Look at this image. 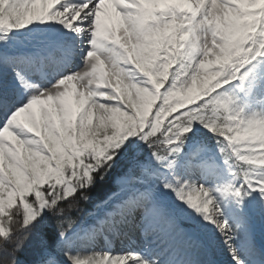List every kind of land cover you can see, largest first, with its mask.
I'll return each instance as SVG.
<instances>
[{
    "label": "snow or ice",
    "instance_id": "6c2138e0",
    "mask_svg": "<svg viewBox=\"0 0 264 264\" xmlns=\"http://www.w3.org/2000/svg\"><path fill=\"white\" fill-rule=\"evenodd\" d=\"M257 221L264 0H0V264H264Z\"/></svg>",
    "mask_w": 264,
    "mask_h": 264
},
{
    "label": "rangeland",
    "instance_id": "374dc122",
    "mask_svg": "<svg viewBox=\"0 0 264 264\" xmlns=\"http://www.w3.org/2000/svg\"><path fill=\"white\" fill-rule=\"evenodd\" d=\"M193 195H195V194L193 193ZM259 232H260V235H262V231H259ZM119 246H120L119 242H116V247L118 248ZM218 259H219V264H221V263L222 264H229V258L224 254H221Z\"/></svg>",
    "mask_w": 264,
    "mask_h": 264
},
{
    "label": "trees",
    "instance_id": "16d2710c",
    "mask_svg": "<svg viewBox=\"0 0 264 264\" xmlns=\"http://www.w3.org/2000/svg\"><path fill=\"white\" fill-rule=\"evenodd\" d=\"M81 207H85V208H87L88 206H87V205H81Z\"/></svg>",
    "mask_w": 264,
    "mask_h": 264
},
{
    "label": "bare ground",
    "instance_id": "6f19581e",
    "mask_svg": "<svg viewBox=\"0 0 264 264\" xmlns=\"http://www.w3.org/2000/svg\"><path fill=\"white\" fill-rule=\"evenodd\" d=\"M222 264V263H221Z\"/></svg>",
    "mask_w": 264,
    "mask_h": 264
}]
</instances>
